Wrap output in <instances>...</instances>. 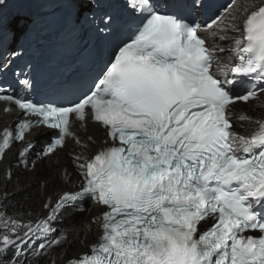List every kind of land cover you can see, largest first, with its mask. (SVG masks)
Here are the masks:
<instances>
[{
    "label": "snow or ice",
    "instance_id": "1",
    "mask_svg": "<svg viewBox=\"0 0 264 264\" xmlns=\"http://www.w3.org/2000/svg\"><path fill=\"white\" fill-rule=\"evenodd\" d=\"M66 2L121 38L86 91L33 98L23 73L17 87L0 85L3 111L17 113L0 128V162L19 146L2 173L0 264H264V0H232L204 25L202 0H124L117 12ZM250 102L256 115L237 113ZM89 121L103 130L99 146ZM69 141L61 165L53 157ZM45 163L42 212L11 204L14 169ZM56 180L65 188L47 195ZM86 200L99 214L62 227ZM77 241L87 251L70 255Z\"/></svg>",
    "mask_w": 264,
    "mask_h": 264
},
{
    "label": "bare ground",
    "instance_id": "2",
    "mask_svg": "<svg viewBox=\"0 0 264 264\" xmlns=\"http://www.w3.org/2000/svg\"><path fill=\"white\" fill-rule=\"evenodd\" d=\"M15 23H16V20H13L12 25H11L12 29H15ZM253 104L254 102H250L248 104L238 103L236 105V111L237 113L244 111L250 115H256L259 110L257 109L254 111ZM16 116H17V113H16L15 108H13L11 112H4L3 104L0 103V128L13 124L12 122L15 120ZM73 131L77 132L81 136L85 135V133L82 131L79 124L73 127ZM44 133L45 131H42L40 134L36 135L35 138L42 136ZM87 134H90L95 138V140L97 141V146H99V143L104 139L103 130L97 128L90 121L87 124ZM72 150H74V145L71 143V141H69L67 148L59 152L57 157H53V160L59 159V162L61 165L65 164L67 162L66 154L67 152L72 151ZM14 154L15 152L13 153V149H12L11 151L7 153L4 161L0 162V189H3V187L5 186V181L3 180L2 173L6 168H8L10 165L14 163ZM50 172H51V167L47 163L38 167L35 173L22 172L17 169H14V173H15L14 177L12 181L7 182L6 188H9L10 191H13V190L18 191L21 188H23V186L25 185H30L33 182L36 183L37 180L40 178L48 177L50 175ZM64 188H65V185H63L59 180H56L54 182L50 181L47 187V195L52 196L54 193L59 192L63 190ZM29 191H30L29 193H27L24 197H22L24 198L26 202V206H24V208L33 212L34 214H39L42 212L41 202L43 198V193L38 189V186L37 187L31 186ZM99 211H100L99 206L95 205L93 202H88L84 216L83 217L79 216L75 218L74 219L75 221L80 218L81 220L71 225H80L82 221L86 220L90 216L98 215ZM64 216L65 214L63 213L61 219H63ZM69 230L71 231V229ZM69 239H72V237L69 236ZM94 239H95V235L94 234L90 235L88 237L87 243L89 244L92 243ZM75 250H86V248L78 242V245L75 248Z\"/></svg>",
    "mask_w": 264,
    "mask_h": 264
},
{
    "label": "rangeland",
    "instance_id": "3",
    "mask_svg": "<svg viewBox=\"0 0 264 264\" xmlns=\"http://www.w3.org/2000/svg\"><path fill=\"white\" fill-rule=\"evenodd\" d=\"M45 135H47L46 133H44V135L43 136H45ZM31 186L33 187H37L38 185H37V182L35 183V182H33V183H31L30 185H25V186H23V188H21L20 190H18V191H16L15 192V194L12 196V198H11V201H10V203L11 204H13V205H19V204H23V206H26V202H25V200H24V198H22V197H24L27 193H29L30 191V188H31ZM4 188V187H3ZM6 190L7 191H9L10 193H12L13 191H10L9 190V188H6ZM16 200V201H15ZM18 203V204H17ZM10 210H12L11 208L9 209V211ZM82 213H84V212H78L77 214H71L70 216H65L64 218H63V220H62V223H63V226H64V228H68L71 224H74L75 222H77V221H79V220H81V218L80 219H78V220H76V221H73V217L74 216H78L79 214H82ZM77 243H78V241L77 242H74L72 245H71V247H70V249H69V253H72V251L76 248V245H77Z\"/></svg>",
    "mask_w": 264,
    "mask_h": 264
},
{
    "label": "water",
    "instance_id": "4",
    "mask_svg": "<svg viewBox=\"0 0 264 264\" xmlns=\"http://www.w3.org/2000/svg\"><path fill=\"white\" fill-rule=\"evenodd\" d=\"M88 202L85 203V205L87 206Z\"/></svg>",
    "mask_w": 264,
    "mask_h": 264
}]
</instances>
